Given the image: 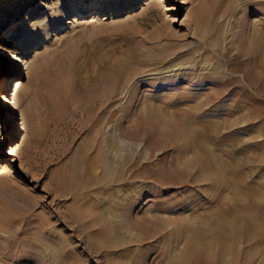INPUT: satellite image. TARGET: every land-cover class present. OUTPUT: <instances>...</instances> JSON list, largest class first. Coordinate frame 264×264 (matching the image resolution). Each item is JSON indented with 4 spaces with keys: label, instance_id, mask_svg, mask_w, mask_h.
<instances>
[{
    "label": "rangeland",
    "instance_id": "1",
    "mask_svg": "<svg viewBox=\"0 0 264 264\" xmlns=\"http://www.w3.org/2000/svg\"><path fill=\"white\" fill-rule=\"evenodd\" d=\"M159 1L0 0V46L13 49L9 59L0 58V215L4 210L2 207L8 204L17 208L24 218H32L40 212L47 215L52 226H57L70 236L76 246L77 252L65 251L62 254L64 263L61 264H170L174 251H184L185 241L178 240L174 228L169 229L166 238L152 235L144 217L163 209L170 211L173 217L185 212L189 229L195 227L198 220L211 231L210 228L220 222L221 216L217 212L223 211L225 203H231L235 208L247 205L249 212L264 229V162L261 164L251 160L249 165L247 162L237 164L235 159L243 157L241 151L230 145H218L229 172L237 169V176L242 182H233L227 189L214 186L207 193L201 192L204 191L203 187L181 185L183 173L176 168L180 149L164 145L153 132L140 129L141 132L134 133L142 126V111L160 104L153 102L154 99L160 97L164 110L171 116L179 109H188V105L181 102L179 91L188 92L190 88H184V85L174 88L176 84L165 81L176 79L165 76L174 74L175 68H194L198 73L205 64L203 57L207 54L212 53V60L208 63H212V68L218 66L216 60H223L220 58L222 54L225 57L232 54L235 68L250 74L248 79L255 76L256 69L246 62L245 55L250 49L248 35L258 29L264 31V0ZM211 41L218 43V47L212 46ZM132 51L133 56L130 54ZM15 56L20 60H15ZM121 60L138 74L129 75L131 78L127 76L130 82L126 87L121 85L120 88V81L112 78L103 84L104 87L99 83L96 91L100 89L97 92L100 95L105 89L113 88L114 84L119 89H114V94L103 102L104 105H98L93 118L87 117L76 107L68 108L60 116L52 113L48 94L50 79L54 78L52 76L57 69L71 65L75 83L71 87L74 92H70L72 96H80L85 89L97 85L102 67L110 64L117 66ZM232 74L236 80L242 81L235 70ZM16 81V108L9 115L1 94H11V89L16 88L13 87ZM260 85L263 89L264 85ZM244 86L248 87L246 84ZM242 100L247 103L246 108L254 112L257 109L256 112L264 111V105L258 107L255 104L256 100L264 103V97ZM230 103L233 102H211L205 110L217 117L221 116L223 108L240 109L237 101ZM194 120L195 116H192L191 121ZM255 121L248 124V128L264 130V113L261 119ZM99 127L101 133L96 131ZM141 133L140 147V142H128L127 137L136 138ZM117 138L125 141V144L120 146ZM112 139L115 144L111 146ZM101 144L107 148L112 159L116 157L115 150L120 151L119 161L112 163V168L119 171L117 183L111 181L104 187L91 184L86 191L79 190V195H84V199L89 196V203L84 199L82 201L89 208H96V212L115 201L114 219L110 224L117 229V237L133 241V246L126 242L125 247L107 253L97 248L98 242L92 234L87 236L81 228L70 223L67 206L73 202L74 196L68 195L71 190L63 194L53 182L60 168L69 176L73 167L72 170L79 171L80 176L84 177L87 160L95 157L96 149ZM13 146L16 151L10 156L8 152ZM96 170L101 177V167L97 166ZM137 172L145 174L146 186L142 182H132L128 188L123 187ZM239 173L242 176L248 174L249 178L244 180ZM261 185L263 188L257 192L258 196L253 190ZM107 186L118 188L119 196L104 197L102 192ZM219 200L221 204L217 206ZM236 217L238 215L235 213L228 219L231 227L229 231L226 230L229 235L225 242L229 250L222 256L221 248L215 244L216 235L211 233L208 240L215 244L211 254L209 257H199L194 264H264L263 231L256 239L239 236L236 240L238 235L233 234ZM189 231H186L187 237L190 236ZM49 256L45 254L48 261ZM221 256L224 258L220 259ZM25 257L24 246L11 243L8 234L0 232V264H24Z\"/></svg>",
    "mask_w": 264,
    "mask_h": 264
},
{
    "label": "bare ground",
    "instance_id": "2",
    "mask_svg": "<svg viewBox=\"0 0 264 264\" xmlns=\"http://www.w3.org/2000/svg\"><path fill=\"white\" fill-rule=\"evenodd\" d=\"M248 39H249L250 49L248 53H246L245 55V57H247L246 62H249L252 65V67L256 69L254 72L255 76H253L251 79H248V75L250 74L247 75L246 72H244L242 69L241 71L240 69L235 68L233 66L235 59L233 57L234 55L231 54L228 55V57H225V55L222 54L220 58H222L223 60L222 59H221L222 61L216 60L215 62L218 66L212 68V63L208 64L210 60H212L213 57L212 53L207 54L206 56L203 57L205 64L202 66V69L198 73L194 71V68H192L193 69L192 71V69L188 67H178L175 68L174 74L171 73L172 75L170 74L165 75L166 77L169 78H176L174 81L172 79L170 80L165 79L166 83L172 85L176 84L174 88L175 87L181 88L180 86L183 85L184 88L185 86L190 88L187 90L188 92L184 90L179 91L181 92L179 93L182 98L181 102L187 104L188 109H179L174 113L175 115L171 116L166 113V110H164L163 102L159 97L157 99H154L153 102L155 101V103L158 102L160 104H157L155 106H150L144 111H142V113L141 111H139L141 113V116L142 114H144L143 118H141L143 119L141 121L142 126L140 127L139 125L140 122H139L138 126L140 128L135 129L134 133H137L138 131H140V129L153 132L159 136V139L164 145H167L173 149L176 148L180 149L178 154V156L180 155V159L177 162L176 168H178L177 170L183 173L180 182L181 185H185V187L188 188H193L196 186L203 187L204 191L201 189L202 190L201 192L207 193L211 191L214 188V186H220V188L222 187L223 189H227L232 185L233 182H237V181L240 183L242 182V179L239 176H237L238 175L237 169L235 170L233 168L231 169L232 172L231 173L229 172L230 171L229 166L228 164L225 163V160L222 156L223 151L220 148H217L218 145L219 146L230 145L232 148L239 149L243 157L242 158L239 157L235 159V162L237 164H243L245 162H247L248 164L251 163L250 162L251 160L258 161V163L261 164H263L264 162V130L257 127H255V129L248 128V124H250L252 121L259 120L262 118L264 111L260 110L259 112H256L258 109L255 112L252 111L250 110L251 108L249 107L246 108L247 103L242 100V98H247V100L249 99L252 101L257 99L258 96L264 97V88L262 89V85H260L261 83L264 85V31L259 29L255 30L253 33L248 35ZM209 43H211L212 46L214 47H218V43L214 41H211ZM132 53L133 51L130 53L133 56ZM12 54H13L12 48H9L8 46L5 45L0 46V56L2 55L0 58L9 59V57H11ZM14 59L20 60L18 56L17 57L15 56ZM234 70L239 75H241L242 81L236 80L235 76L232 74ZM99 73H100L98 77L99 82L98 81H97L98 83L96 82L97 85L95 84L96 86L94 87L92 86V88L89 87L85 89L84 93H81L82 95L80 96L74 94L76 96L75 97L74 95L72 96V92L74 91L73 88L71 89V87L73 86L72 84L75 83L74 79L72 78L73 73H72L71 65L68 64L65 67H61L57 69L52 76L54 78L50 79L51 82H50V89L48 94L50 96L49 97L50 104L49 103L48 104L49 106L51 105L50 107L52 113L60 116V114H62L63 111L68 110V108L73 109V107H76L78 109L80 108L83 111L84 115H86L87 117L93 118L94 117L93 115L95 114V110L97 109L98 105L100 103L103 104L104 101L110 99L111 98L110 96L114 94V89L116 90L117 87L113 83L114 84L113 88L108 87L109 89H105V91H102L103 94L100 95L98 94L100 92V89L99 92L96 91V88L100 87L98 86V84L100 83L99 85L103 86V84H106V82H108L109 80H111L110 78H112L113 80L115 79L118 82L120 81L119 82L121 83L119 84L120 88L121 85L126 87V85L130 82V78L132 77V76L130 77L129 75L136 74L137 72L134 70L131 71L129 64L121 60L119 65L117 64V66L114 64L113 65L110 64L102 67V70ZM127 76H129L130 78H128ZM13 84H14L13 87L18 86L17 81L16 83ZM244 84L248 85L249 88L248 87L246 88ZM119 87L117 88L119 89ZM16 89L17 87L14 89L12 88L11 94H8V96L4 93L1 94V99L3 100V103L5 105L4 108L8 111L9 115L12 113V109L16 108L14 106V100H15L14 96L16 95L15 92ZM176 90L178 89L176 88ZM230 100L233 103L237 101L238 104H240V109L234 110L233 107L232 108L228 107L230 109L223 108L221 111L222 112L221 116H217V117H215L213 113L209 112L208 110H205V107L210 105L211 102L214 103L216 101L217 104V102L221 103L222 101L224 102L226 101L228 103V101ZM148 101L150 102V100ZM256 101L257 102L255 104H257L258 107L264 105L263 102H258V100ZM110 102L108 104H110ZM251 107L256 108V106L255 107L251 106ZM113 108H110L111 111L114 110ZM192 116L193 117L195 116L194 122L191 121ZM104 118L106 119L105 115ZM131 127L132 125H130V128ZM99 130L96 131L98 133H101L102 132L101 127H99ZM120 131L119 133L123 135L122 132ZM142 135L143 133H141L140 136L136 135V138L127 137L128 142H132V143L135 142L134 144H138V142H140V138ZM117 141L120 142L119 144L120 146L125 142L120 138L119 139L117 138ZM110 144L111 146L114 145L115 141L112 139V143ZM140 145L141 142L138 145V147H140ZM15 151H16L15 147L13 146L10 148L8 154L10 156H13V154H15ZM115 151L117 152L116 157L112 159L109 151H107V148L105 146L101 144L97 147L96 149L97 153L95 157L89 158L87 160V164L85 168L86 172L85 174H83L85 176L83 177L81 175L83 179L81 181V184L78 185V189L76 188V186L78 181H80L81 176L79 171L72 170L73 167L70 170L71 175L68 176V174H66V171L60 168L57 170V173L53 178L55 187L58 188V190H61L63 194H66V192L64 191L71 190L69 191L68 195L72 194L74 196L72 198L73 202L67 206V215L70 223L75 227L81 228L82 232L87 236L88 235L90 236L92 234L95 237L96 242H98L97 248L106 253L115 248L118 249L121 247L123 248L126 246L125 245L126 242L129 245L131 244V242L133 243V241L129 242V240L126 241L125 239H121L117 237L116 236L117 229L110 224V222L114 219L113 212L114 209H116L115 201L109 200L111 202H109L108 204L105 203L107 205L101 209L102 211L96 212V208H91V207L89 208L88 206H86L87 204L85 205L83 203L82 200L84 199V195H79V190L86 191L89 185L96 183L104 187L106 183H111V181L114 182L117 180V173H119V171L117 172L116 171L117 169L115 170L112 168V163L114 161L115 162L119 161L117 158L119 157L120 151H118V149H116ZM244 159H246V161ZM97 166L101 167L102 170L101 177L98 176V172L96 170ZM251 168L253 167L251 166ZM141 170L142 169H140V171ZM144 170H146V168H144ZM144 172L146 173V171ZM147 175L148 173L146 174V176ZM144 176L145 174L143 175L137 172V174L134 175L133 178H131L127 183H124L123 187L128 188V186L132 185V182L133 183L142 182L143 184L146 183L147 180H145ZM242 177L245 180L249 178V175L245 174V176ZM144 185L146 186V184ZM108 187L109 186L105 187L107 189L106 190L104 189L105 191L102 192L104 197L111 198L113 196H119L118 193H120V190L118 188L115 189ZM261 188H263V185H261V187L256 188L255 190L253 189L252 190L256 193L257 192L259 193L261 192ZM258 193L256 195H258ZM215 196L214 197L217 198L216 194ZM88 198L89 196H87V198H85L84 200L89 203V201H87ZM5 204L6 203H4V205ZM220 204L221 201L219 202L218 205L216 203L217 206H219ZM231 205H232L231 203L230 204L225 203L222 208L223 211H221L219 214L217 212V215L221 216L219 220L220 222L216 220L218 223L216 225L214 224L215 227L211 225L213 228V230L212 228H210L212 232L204 226V223L202 221H198V220L195 223L196 224L195 227L192 225L193 228L189 229L188 228L189 222L185 221L186 220L185 219L186 215H184L185 212L179 213L176 217H173L172 216L173 214H171L170 211L168 212L167 209H163L156 213L145 214L144 217L147 223V227L149 228V231L153 232L152 235L154 236L157 235L160 238L161 237L166 238L167 235H169L168 234L169 229L174 228L173 230L174 233L177 232L178 240L185 241L184 243L185 246L183 245L185 247L184 251L182 252L174 251L170 258V264H194V262H198V260L200 259L199 257L201 256L209 257V255L212 252L211 250H213V247L215 246L216 243L221 248V252L223 256V254L229 250L228 249L229 247L226 246V242H225L229 235L226 230L228 229L229 231L230 230L229 227H231L230 226L231 224L228 221V219L230 215H233L235 213L238 215V217H236L237 224L233 228L235 231L233 233L234 236L238 235L236 237V240H238L239 236L247 237L250 239H256L255 237L257 235L260 237L261 235L260 231H263L261 236L263 237L262 243L264 248V229L261 228V225L258 223V220L255 219L253 213L249 212L250 209L248 208V206L240 205V207L235 208L234 206ZM2 208L4 210H2L1 212L2 214L0 215V232L2 233L4 232L5 234H8L11 243L24 246L26 257L22 263L61 264L64 263V260L62 259V254L65 251L77 252L76 246L72 242L71 237L68 236L66 233H64L62 230H60L57 226H52L51 223L52 221L50 222V219L46 217L47 215L45 216L42 212L35 214L34 217L32 218H24V216L21 215L20 212L17 210V208H14L12 204H8L7 206H3ZM117 209H118V205H117ZM262 224H264V221L262 222ZM175 229L177 231H175ZM187 230H191L189 231L190 232L189 237H187L186 234ZM211 233H213V236L216 235L217 238L215 244L213 243L214 245L208 240V237L210 236ZM179 244L181 243L179 242ZM47 253L50 255L49 261L47 258H45V254ZM222 256L220 257V259L224 258ZM252 257L253 256H251L250 258ZM67 263L69 264V262H65V264Z\"/></svg>",
    "mask_w": 264,
    "mask_h": 264
}]
</instances>
